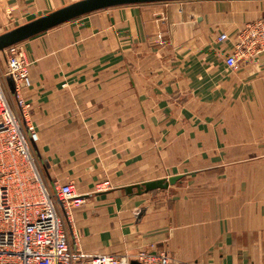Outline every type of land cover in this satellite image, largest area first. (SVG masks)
<instances>
[{
	"label": "crops",
	"instance_id": "1",
	"mask_svg": "<svg viewBox=\"0 0 264 264\" xmlns=\"http://www.w3.org/2000/svg\"><path fill=\"white\" fill-rule=\"evenodd\" d=\"M74 1L0 0V34ZM258 20L264 0L141 3L19 43L43 176L84 199L66 223L74 249L264 264V55L225 64ZM3 84L18 110L10 77ZM175 174L165 190L122 189ZM103 181L108 190L95 191Z\"/></svg>",
	"mask_w": 264,
	"mask_h": 264
},
{
	"label": "built area",
	"instance_id": "2",
	"mask_svg": "<svg viewBox=\"0 0 264 264\" xmlns=\"http://www.w3.org/2000/svg\"><path fill=\"white\" fill-rule=\"evenodd\" d=\"M239 42L225 58L233 69L248 51L264 55V23H249ZM225 34L219 36L224 40ZM247 45V48L244 46ZM4 73H0V264H196L179 261L165 251L139 250L134 258L126 255L89 254L74 249L67 222L72 210L84 199L71 182H46L31 142H37L35 124L29 119V103L22 91L31 85L29 61L19 43L5 48ZM10 77L18 110L5 95L3 78ZM109 187L95 184V191Z\"/></svg>",
	"mask_w": 264,
	"mask_h": 264
},
{
	"label": "water",
	"instance_id": "3",
	"mask_svg": "<svg viewBox=\"0 0 264 264\" xmlns=\"http://www.w3.org/2000/svg\"><path fill=\"white\" fill-rule=\"evenodd\" d=\"M166 1L177 0H77L1 33L0 51L69 20L94 11L122 5ZM182 177L181 174H175L168 177L123 186L122 189L127 195H140L153 190L168 189L169 186L180 181ZM131 264H137V262L132 260Z\"/></svg>",
	"mask_w": 264,
	"mask_h": 264
},
{
	"label": "rangeland",
	"instance_id": "4",
	"mask_svg": "<svg viewBox=\"0 0 264 264\" xmlns=\"http://www.w3.org/2000/svg\"><path fill=\"white\" fill-rule=\"evenodd\" d=\"M18 23V22H17ZM16 22H15V24H17ZM14 24V23H13ZM12 24V25H13ZM15 26V25H14ZM19 26V25H18ZM0 56H1V54H0ZM2 60V58L0 57V61ZM31 146H32V150H33V152H34V154L36 155V158H37V149H36V143L35 142H31ZM94 190H95V188H94ZM105 190H108V188L107 189H105ZM105 190H103V191H105ZM103 191H97V192H103ZM155 198H156V196H155ZM158 198H161V196H159Z\"/></svg>",
	"mask_w": 264,
	"mask_h": 264
}]
</instances>
